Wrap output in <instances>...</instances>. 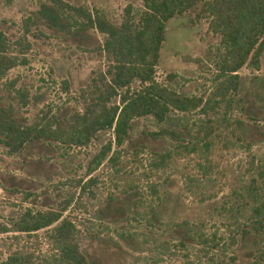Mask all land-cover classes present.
<instances>
[{
	"label": "rangeland",
	"instance_id": "374dc122",
	"mask_svg": "<svg viewBox=\"0 0 264 264\" xmlns=\"http://www.w3.org/2000/svg\"><path fill=\"white\" fill-rule=\"evenodd\" d=\"M63 1L98 10L116 24L125 6L134 15L142 9L140 0ZM50 9L46 0H0V33L25 59L6 72L13 87L1 93L12 104L17 90L26 94L18 116L27 123L63 121L81 111L90 79L105 68L102 35L79 31L62 14L54 19ZM197 9L166 21L154 79L204 98L216 83L223 49ZM237 74L235 101L225 115L194 110L171 111L160 123L150 115L136 118L112 162L110 130L82 147L41 138L9 153L0 144V223L26 209L68 204L62 216L74 224L87 264H264V52L257 70L241 67ZM208 126L204 148L202 128ZM108 142L106 159L86 175ZM159 154L167 155L161 165ZM89 177L79 191L77 182ZM11 253L31 264H55L49 228L0 233V262Z\"/></svg>",
	"mask_w": 264,
	"mask_h": 264
},
{
	"label": "trees",
	"instance_id": "16d2710c",
	"mask_svg": "<svg viewBox=\"0 0 264 264\" xmlns=\"http://www.w3.org/2000/svg\"><path fill=\"white\" fill-rule=\"evenodd\" d=\"M46 1L51 8L48 14H55L52 18H57L56 13L62 14L71 19L79 31L94 29L102 35L98 48L105 60V68L90 79L84 90L86 100L81 111L72 112L63 121L40 118L27 123L18 116V109L26 104V94L17 90L16 95L13 94L16 103L12 104L1 93L8 94L13 87L11 81L4 80L6 72L24 63L25 59L22 52L17 55L10 51L9 43L0 33V144L9 153H16L26 142L41 138L82 147L97 132L110 130L116 150H112L107 161L112 162L117 148L127 137L131 121L136 118L150 115L160 123L171 111L187 113L194 110L203 115L222 110L225 115L235 101L239 84L237 71L241 67L257 70L264 52V0H140L142 9L139 13L134 15L131 7L125 6L118 24L109 21L98 10L72 6L63 0ZM196 7V15L206 19L207 29L219 36L223 49L218 59L216 83L204 98L178 94L154 79L166 21ZM160 133L174 137L169 130H160ZM210 133L209 126L202 128L204 148L208 146ZM110 145L108 142L93 156L86 175L106 159ZM184 148L188 152L195 151L191 146ZM158 156L161 165L167 155ZM92 180L90 177L84 182L79 180V191ZM67 205L58 210L26 209L7 225L0 223V233H31L49 228L55 264H87L76 241L74 224L62 216ZM255 223L261 224V221ZM0 264L31 262L19 253H11Z\"/></svg>",
	"mask_w": 264,
	"mask_h": 264
}]
</instances>
